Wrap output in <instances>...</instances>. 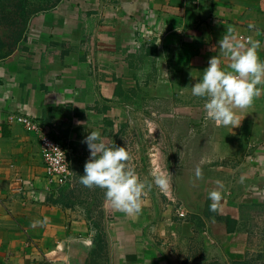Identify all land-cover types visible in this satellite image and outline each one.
<instances>
[{"label": "crops", "instance_id": "obj_1", "mask_svg": "<svg viewBox=\"0 0 264 264\" xmlns=\"http://www.w3.org/2000/svg\"><path fill=\"white\" fill-rule=\"evenodd\" d=\"M18 7L30 15L0 55V264H264V92L226 127L206 119L190 88L213 56L228 68L219 48L228 29L258 40L264 60V0ZM15 116L43 122L69 149L67 185L49 183L38 136ZM90 131L127 148L146 183L150 168L169 171L187 219L154 185L137 215L82 185Z\"/></svg>", "mask_w": 264, "mask_h": 264}, {"label": "clouds", "instance_id": "obj_2", "mask_svg": "<svg viewBox=\"0 0 264 264\" xmlns=\"http://www.w3.org/2000/svg\"><path fill=\"white\" fill-rule=\"evenodd\" d=\"M260 47V42L252 37L247 38L246 44L239 42L233 29H228L223 35L219 48L230 60L228 68L221 66L218 55L213 56L198 82L190 86L192 96L204 100L206 119L226 127L235 125L238 122L235 110L246 109L261 96L264 92V60L258 55ZM82 143L87 145L90 156L85 163L84 174L80 175V183L88 188L105 190V200L114 209L127 215H137L141 211L146 188L154 185L162 192L169 190L172 178L169 171H153L151 183H146L128 163L127 148L106 144L99 131H90ZM196 175L199 177V169ZM208 199L211 201L209 210L217 212L221 192L210 191Z\"/></svg>", "mask_w": 264, "mask_h": 264}, {"label": "built area", "instance_id": "obj_3", "mask_svg": "<svg viewBox=\"0 0 264 264\" xmlns=\"http://www.w3.org/2000/svg\"><path fill=\"white\" fill-rule=\"evenodd\" d=\"M183 2L190 1L195 5L202 3L203 1H214V0H179ZM15 120L22 124L24 128L31 133L38 136L42 157L46 169L47 179L50 184L56 185L57 187H63L71 181L72 167L70 160L69 149L61 142L56 140L51 132H49L45 124L36 119L26 116H15ZM156 170L158 168H155ZM160 193L168 197L172 203L175 204V210L177 216L180 219H187V212L183 204L177 200L171 188L168 191ZM47 264H56L51 261Z\"/></svg>", "mask_w": 264, "mask_h": 264}, {"label": "rangeland", "instance_id": "obj_4", "mask_svg": "<svg viewBox=\"0 0 264 264\" xmlns=\"http://www.w3.org/2000/svg\"><path fill=\"white\" fill-rule=\"evenodd\" d=\"M22 2H27V0H0V43L4 44H0V55L7 51L6 48L9 45H13L14 40L23 31L24 23L30 15V10L18 7V4ZM155 170L152 167L147 171L151 178V173Z\"/></svg>", "mask_w": 264, "mask_h": 264}, {"label": "trees", "instance_id": "obj_5", "mask_svg": "<svg viewBox=\"0 0 264 264\" xmlns=\"http://www.w3.org/2000/svg\"><path fill=\"white\" fill-rule=\"evenodd\" d=\"M1 45H4V44H2V43H0ZM17 44H18V41H15V42H13V45L12 46H10L9 45V49H8V51H7V53H6V56L8 55L9 56V54L13 51V49L17 46ZM1 55H3V54H1Z\"/></svg>", "mask_w": 264, "mask_h": 264}]
</instances>
